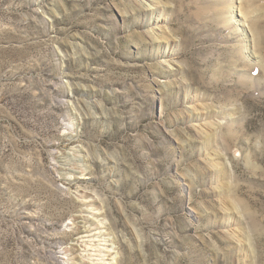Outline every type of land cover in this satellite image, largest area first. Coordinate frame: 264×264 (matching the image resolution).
I'll use <instances>...</instances> for the list:
<instances>
[{
	"label": "rangeland",
	"instance_id": "1",
	"mask_svg": "<svg viewBox=\"0 0 264 264\" xmlns=\"http://www.w3.org/2000/svg\"><path fill=\"white\" fill-rule=\"evenodd\" d=\"M0 264H264V0H0Z\"/></svg>",
	"mask_w": 264,
	"mask_h": 264
},
{
	"label": "bare ground",
	"instance_id": "2",
	"mask_svg": "<svg viewBox=\"0 0 264 264\" xmlns=\"http://www.w3.org/2000/svg\"><path fill=\"white\" fill-rule=\"evenodd\" d=\"M245 15H247V14L245 13ZM252 29L255 30L254 25L252 26ZM257 33H258L257 31L254 32V34H257ZM258 38L260 39V35ZM256 42H257V40H256Z\"/></svg>",
	"mask_w": 264,
	"mask_h": 264
}]
</instances>
